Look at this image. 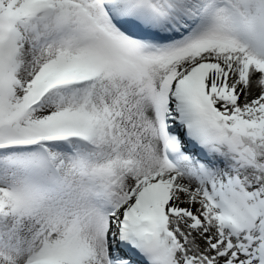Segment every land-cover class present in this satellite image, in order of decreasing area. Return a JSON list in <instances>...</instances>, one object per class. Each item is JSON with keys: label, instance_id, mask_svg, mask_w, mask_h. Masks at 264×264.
<instances>
[{"label": "snow or ice", "instance_id": "obj_1", "mask_svg": "<svg viewBox=\"0 0 264 264\" xmlns=\"http://www.w3.org/2000/svg\"><path fill=\"white\" fill-rule=\"evenodd\" d=\"M0 264H264V0H0Z\"/></svg>", "mask_w": 264, "mask_h": 264}]
</instances>
